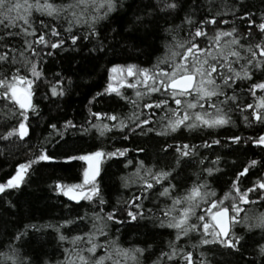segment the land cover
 <instances>
[{"label": "snow or ice", "instance_id": "obj_1", "mask_svg": "<svg viewBox=\"0 0 264 264\" xmlns=\"http://www.w3.org/2000/svg\"><path fill=\"white\" fill-rule=\"evenodd\" d=\"M235 20L246 22L248 30L241 32ZM152 38L163 48L154 62L151 56L160 48ZM85 49L86 61L107 60L125 50L150 59L147 66L107 60L105 86L89 100L85 122L51 123L49 136L31 145V118L42 116L34 102L41 82L51 85L43 99L53 103L74 87L61 72L54 74V83L48 81L42 65L56 50ZM249 94L254 103L244 99ZM105 97L124 101L128 111H93L94 102ZM237 113L245 127L264 129V11L257 20L245 0H0V142L29 149L27 161L0 182V202L6 210L17 207L12 195L22 193L38 171L35 166L56 162L49 148L66 146L73 130L101 145L79 155L70 154L69 147L63 162L86 164L82 182L50 185L76 205L86 202L83 215L6 232L0 264H53L45 258L48 230L57 238L54 264H231L227 257L264 264V176L251 180V169L264 168V155L236 169L225 181L226 190L218 191L224 161L219 154L209 161L201 152L245 145L264 153V134L200 144L165 140L157 161L137 160L135 171L119 177L120 188L134 189L131 195L111 211L106 207L103 165H133L131 149L109 147L108 141L210 134L235 124ZM136 151L147 156L143 147ZM169 154H174L172 166L163 163ZM188 168L194 170L186 174ZM158 230H168L170 237L159 249L150 242ZM130 233L144 239H123ZM249 249L255 254L251 259L245 256Z\"/></svg>", "mask_w": 264, "mask_h": 264}, {"label": "trees", "instance_id": "obj_2", "mask_svg": "<svg viewBox=\"0 0 264 264\" xmlns=\"http://www.w3.org/2000/svg\"><path fill=\"white\" fill-rule=\"evenodd\" d=\"M249 9L257 14V20L261 11H264V5L261 4V0H245ZM231 20V17H225ZM236 27L241 32L248 30V25L244 21L235 20ZM222 27H227L221 25ZM156 47L160 48V52L151 56V60L154 62L157 55L163 53L161 46V40L152 38ZM70 43V42H69ZM87 55V49L83 53L74 51H61L56 50L55 54L51 57H47L45 63L42 65L44 68L45 76L47 80L54 83V74L61 72L65 76H70L74 81V87L69 93L55 101V103L49 100L43 99L45 91L51 86L41 82L39 92L34 100L40 107L42 116L40 118L32 117V130H31V145H36L38 141L43 140L49 136L52 129L49 124L56 123L58 126L62 125L65 120L73 119L77 124L84 123L86 118L89 117L88 107L89 100L95 95L96 92L102 91L107 80L108 67H111L107 63V60H114L116 63H141L143 66H147V62L150 57L148 55H138L133 51L118 52L115 57L109 55L107 60L86 61L83 59ZM87 73H90L87 74ZM128 95H132V91L128 90ZM258 95L260 93L258 92ZM249 103H254L251 95L244 97ZM127 112L128 108L124 101H117L116 98L105 97L103 99H97L93 105V111L98 112H112V111ZM251 111V110H249ZM233 119L235 124L219 130H212L211 133H184V136L178 137L176 140L171 138L154 137L149 139L148 137L133 136L128 141H108L109 147L113 144L117 147H128L131 149L129 153V159L133 160V165H129L128 168H124L123 163L117 164L113 161H107L103 165L102 175H105L104 183L107 185L105 188L106 199L110 201V206H106L108 211L118 207L117 202L123 201L131 195L134 189L120 188L119 177L127 175L135 171L134 164L137 160L145 159L146 164H152L162 156L160 149L164 146L166 140L169 144L175 143H202L203 139H221L222 141H228L233 135L244 136L249 135L257 136L264 134V129H261L260 125L254 127H245L242 117L239 113L235 114ZM70 132L65 140L68 141L66 146L60 145L51 146L49 151L56 158V162L47 163L35 166L38 171L33 172L30 182L23 188L22 193H14L10 199L16 202L17 207L10 210H6L7 204L0 202V239L6 240V232L15 233L17 230H23L26 225L30 224H47L57 223L64 219L74 217L77 212L83 215L86 209V202H80V205L67 201L64 196L56 195L50 188V185H54L57 182L61 183H79L82 182V171L86 167L82 161H72L65 164L64 156L68 152V148L71 147L74 151L70 154H84L89 151H94L96 147L101 146L100 141L94 139L91 136L81 137L79 134H73ZM186 137V138H185ZM27 139V138H26ZM64 142L61 141V145ZM143 147L147 150V156L145 153L137 152L136 149ZM0 151H3V155H0V182L6 181L15 172V168L18 163H24L29 158V149L27 145H9L5 147L3 142H0ZM204 156H207L210 160L215 159L216 154L221 155L224 163L222 165L224 174L221 177L217 190L220 188H227L225 181L233 178V174L236 169L242 170L244 166L252 159L260 160L264 153L260 148L242 145L239 150L233 151L231 149L221 148L215 146L214 149H201ZM172 153V150H170ZM235 161V163H233ZM126 163V161H125ZM163 163L169 166L174 165V154H169L163 157ZM208 163V161H206ZM194 169H185L186 174H190ZM251 180H255L258 175L264 176V168L251 169ZM250 186V185H249ZM147 207H152L151 204L145 202ZM67 205V206H66ZM264 210V209H262ZM126 214V213H123ZM159 234L153 235L150 242L159 249L163 248L167 241L170 239L168 236V230H158ZM44 239L48 241L45 245L47 256L45 258H51L53 264L58 258V249L56 234L52 230H48L44 234ZM126 240H143L144 237H137L135 233H130L123 237ZM5 250V249H0ZM245 253L248 259L254 256V253ZM154 259V258H153ZM231 264H243L238 257H227ZM151 264V260L147 262Z\"/></svg>", "mask_w": 264, "mask_h": 264}, {"label": "water", "instance_id": "obj_3", "mask_svg": "<svg viewBox=\"0 0 264 264\" xmlns=\"http://www.w3.org/2000/svg\"><path fill=\"white\" fill-rule=\"evenodd\" d=\"M86 165V164H85ZM66 200H67V198L66 197H64ZM68 201V200H67ZM69 202H72V201H69ZM82 202V201H81ZM72 203H75V202H72Z\"/></svg>", "mask_w": 264, "mask_h": 264}]
</instances>
